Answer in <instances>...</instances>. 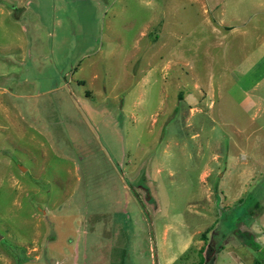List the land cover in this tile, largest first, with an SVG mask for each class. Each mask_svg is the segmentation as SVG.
I'll use <instances>...</instances> for the list:
<instances>
[{
    "label": "rangeland",
    "instance_id": "obj_1",
    "mask_svg": "<svg viewBox=\"0 0 264 264\" xmlns=\"http://www.w3.org/2000/svg\"><path fill=\"white\" fill-rule=\"evenodd\" d=\"M210 249L264 259V0H0V264Z\"/></svg>",
    "mask_w": 264,
    "mask_h": 264
},
{
    "label": "crops",
    "instance_id": "obj_2",
    "mask_svg": "<svg viewBox=\"0 0 264 264\" xmlns=\"http://www.w3.org/2000/svg\"><path fill=\"white\" fill-rule=\"evenodd\" d=\"M249 226L250 225V222L247 224V222H246V226ZM244 227V228H243ZM243 227L242 226H240L239 228H238V230H239V232H246V234H250V230H252L250 227H247V229L245 228V224H243ZM253 233V232H252ZM256 234L255 233H253V235H251V237H253V236H255ZM258 237V236H257ZM256 237V238H257ZM199 242V241H198ZM201 242V241H200ZM201 244H202V242H201ZM259 246V245H258ZM258 248H260V247H258ZM243 251V250H242ZM258 251V250H257ZM264 251H261V255L264 257V253H263ZM213 256V260H212V264H218V261H217V253L214 251L213 252V254H212ZM250 259H251V263H250ZM245 260L248 262V263H250V264H252V263H257V260H253V258H249V256H246L245 257ZM259 263H262V264H264V259H263V261L262 260H260L259 261ZM239 264H241V263H239Z\"/></svg>",
    "mask_w": 264,
    "mask_h": 264
},
{
    "label": "trees",
    "instance_id": "obj_3",
    "mask_svg": "<svg viewBox=\"0 0 264 264\" xmlns=\"http://www.w3.org/2000/svg\"><path fill=\"white\" fill-rule=\"evenodd\" d=\"M213 250L210 249L209 251L204 253V256L199 260V262L197 264H212V260H213Z\"/></svg>",
    "mask_w": 264,
    "mask_h": 264
}]
</instances>
